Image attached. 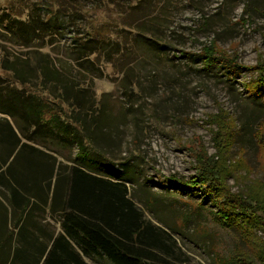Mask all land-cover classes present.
<instances>
[{
  "label": "rangeland",
  "instance_id": "obj_1",
  "mask_svg": "<svg viewBox=\"0 0 264 264\" xmlns=\"http://www.w3.org/2000/svg\"><path fill=\"white\" fill-rule=\"evenodd\" d=\"M6 13L53 16L62 29L25 44L0 27V102L73 86L83 109L63 101L58 113L86 124L52 152L60 165L128 181L159 233L152 264H264V224L243 209L264 202V98L253 93L264 76V0H0ZM88 39L100 49L80 64L73 52ZM37 161L22 157L14 170L40 177ZM10 189L0 184V264H39L29 230L44 240L31 226L45 231L50 218L25 212L33 221L22 239Z\"/></svg>",
  "mask_w": 264,
  "mask_h": 264
},
{
  "label": "trees",
  "instance_id": "obj_2",
  "mask_svg": "<svg viewBox=\"0 0 264 264\" xmlns=\"http://www.w3.org/2000/svg\"><path fill=\"white\" fill-rule=\"evenodd\" d=\"M10 16L13 21L7 19ZM54 19L53 16L42 19L37 14H31L25 23L19 17L6 13L0 15V27L9 34L22 33V39L27 44L29 40L41 39L48 32L57 34L62 27L57 18L58 25L53 24ZM89 41L92 39L80 42L73 52L74 59L80 64L93 63V55L100 49V45ZM45 69L47 71L48 66ZM13 70V76L20 74L18 68ZM257 70L264 74V66L257 67ZM17 78L24 87L29 83L23 74ZM259 80L260 85L253 93L263 99L264 76ZM72 88V85L63 84L64 93L30 94L29 99L18 90V96L3 98L0 102V114L4 116L0 117V184L11 188L12 202L19 209L16 225L21 230L20 236L23 239L24 229L29 228L33 221L32 216L28 218L30 221L27 219L25 212L39 208L46 211L48 208L52 215L61 212L66 235L60 234L56 238L43 264H88L72 242L86 257L99 256L111 264H152L161 242L159 233L154 225L145 220L142 210L133 200L128 181L99 175L79 165H60L52 152L56 151L54 148L66 147L70 143L68 137L78 134L72 132L73 128L86 124L83 119L80 123L76 121V125L71 124L68 121L70 114L62 116L58 113L57 108L63 101L72 107L73 114L77 115L83 109L82 101L71 97ZM86 113L92 115L91 112ZM85 137L82 136L77 143L81 154L91 150L87 144L90 139ZM22 157L29 161L39 159L36 164L41 166L42 175L30 178L14 170L16 161ZM244 202L245 213L264 224V202L253 201L255 205ZM258 213H262L261 218ZM33 226L38 228V233L52 238L39 227V223L33 222ZM29 233L40 244L38 253L42 259L47 248L46 237L42 240L32 231L29 230Z\"/></svg>",
  "mask_w": 264,
  "mask_h": 264
},
{
  "label": "crops",
  "instance_id": "obj_3",
  "mask_svg": "<svg viewBox=\"0 0 264 264\" xmlns=\"http://www.w3.org/2000/svg\"><path fill=\"white\" fill-rule=\"evenodd\" d=\"M46 214L49 216L50 221H48L49 222L48 223L49 224V227H46L45 230L47 231V233H49L50 235H52V238L50 239V238L46 237V239H45L46 241L45 242H46L47 248H46L45 254L43 255V257H42V259H41V261H40L39 264H43L44 263L45 259L47 258L49 252L52 249L53 243L56 240V238L60 234L66 235L65 232H64L63 226H62L63 219L60 216L61 212H57L54 215H52L50 213L49 209L47 208ZM49 228L52 229L50 232H49ZM72 244H73V246L75 247V249L81 254V256L84 258V260L88 264H101L102 263L103 258L101 259L99 256L86 257L84 255V253L80 250V247H78L77 245H75L73 242H72Z\"/></svg>",
  "mask_w": 264,
  "mask_h": 264
}]
</instances>
